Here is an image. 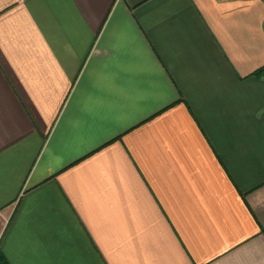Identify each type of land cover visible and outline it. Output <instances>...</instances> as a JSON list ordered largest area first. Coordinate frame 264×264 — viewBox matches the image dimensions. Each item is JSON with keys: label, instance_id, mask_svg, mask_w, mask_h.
<instances>
[{"label": "crops", "instance_id": "crops-1", "mask_svg": "<svg viewBox=\"0 0 264 264\" xmlns=\"http://www.w3.org/2000/svg\"><path fill=\"white\" fill-rule=\"evenodd\" d=\"M0 264H264V0H0Z\"/></svg>", "mask_w": 264, "mask_h": 264}]
</instances>
